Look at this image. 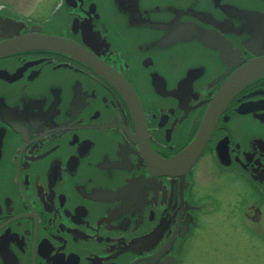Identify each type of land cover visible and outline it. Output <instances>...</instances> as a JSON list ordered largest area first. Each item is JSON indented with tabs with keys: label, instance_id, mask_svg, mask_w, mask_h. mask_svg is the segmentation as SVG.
<instances>
[{
	"label": "flooded vegetation",
	"instance_id": "1",
	"mask_svg": "<svg viewBox=\"0 0 264 264\" xmlns=\"http://www.w3.org/2000/svg\"><path fill=\"white\" fill-rule=\"evenodd\" d=\"M5 20L96 63L0 56V264H181L216 201L198 189L223 183L262 218L264 73L238 79L264 60V0H0Z\"/></svg>",
	"mask_w": 264,
	"mask_h": 264
},
{
	"label": "rangeland",
	"instance_id": "2",
	"mask_svg": "<svg viewBox=\"0 0 264 264\" xmlns=\"http://www.w3.org/2000/svg\"><path fill=\"white\" fill-rule=\"evenodd\" d=\"M241 189L249 199L246 188ZM198 192L213 193L216 201L208 202L199 214V226L188 240L181 264H264V215L251 221L243 205L230 206L236 190L227 183Z\"/></svg>",
	"mask_w": 264,
	"mask_h": 264
},
{
	"label": "water",
	"instance_id": "3",
	"mask_svg": "<svg viewBox=\"0 0 264 264\" xmlns=\"http://www.w3.org/2000/svg\"><path fill=\"white\" fill-rule=\"evenodd\" d=\"M0 29H4L8 34L11 33L13 35V37L10 36L8 39L0 42V56L28 50H48L64 53L88 64L96 63L95 60L91 59L92 57L89 53L72 41L54 36L41 35L36 32L23 35L20 32V25L11 20H5L4 27ZM263 73L264 60L247 65L241 72L238 81L242 79L250 80ZM213 106V108L208 110L207 115H205L201 127L192 143L177 156L176 166L178 169L192 165L202 151L215 124L214 114L217 103H214Z\"/></svg>",
	"mask_w": 264,
	"mask_h": 264
}]
</instances>
